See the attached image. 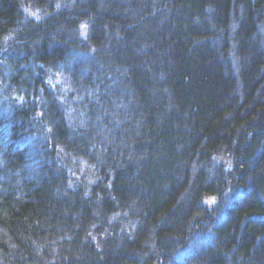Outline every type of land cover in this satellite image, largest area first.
<instances>
[{
	"label": "trees",
	"instance_id": "1",
	"mask_svg": "<svg viewBox=\"0 0 264 264\" xmlns=\"http://www.w3.org/2000/svg\"><path fill=\"white\" fill-rule=\"evenodd\" d=\"M0 264H264V0H0Z\"/></svg>",
	"mask_w": 264,
	"mask_h": 264
},
{
	"label": "bare ground",
	"instance_id": "2",
	"mask_svg": "<svg viewBox=\"0 0 264 264\" xmlns=\"http://www.w3.org/2000/svg\"><path fill=\"white\" fill-rule=\"evenodd\" d=\"M46 2L49 1V0H45ZM29 12V11H28ZM27 12V13H28ZM39 12L38 9H35L34 12L32 13V11L30 10V15L33 17L32 19H35V17L37 16V13Z\"/></svg>",
	"mask_w": 264,
	"mask_h": 264
}]
</instances>
